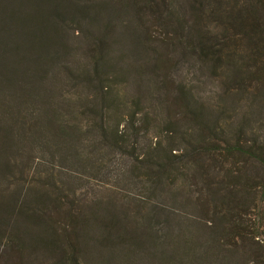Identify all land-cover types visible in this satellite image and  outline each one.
<instances>
[{
    "label": "trees",
    "instance_id": "obj_1",
    "mask_svg": "<svg viewBox=\"0 0 264 264\" xmlns=\"http://www.w3.org/2000/svg\"><path fill=\"white\" fill-rule=\"evenodd\" d=\"M81 1L0 0V264H264V136L251 127L264 116V0H111L130 26L149 17L168 43L226 58L215 108L173 93L182 111L169 124L193 126L182 151L155 139L129 156L148 129L138 111L126 124L105 81L107 4ZM68 31L83 45L65 42ZM236 108L241 127L219 131ZM113 158L125 165L117 193L139 192L126 206L86 190L111 176Z\"/></svg>",
    "mask_w": 264,
    "mask_h": 264
},
{
    "label": "rangeland",
    "instance_id": "obj_2",
    "mask_svg": "<svg viewBox=\"0 0 264 264\" xmlns=\"http://www.w3.org/2000/svg\"><path fill=\"white\" fill-rule=\"evenodd\" d=\"M100 1L107 4V7L106 9L102 8L97 15L99 18H108L112 15L110 14L111 11H109V6L113 8L114 3L111 0ZM78 2L82 3L81 0H78ZM16 5H21V0H19ZM186 14L187 13H184L183 15L185 16ZM112 18L113 21L111 22L112 26L109 33H102V38L106 43L109 45L113 43L111 48L108 49L107 55L104 56L107 64L110 66L105 81L115 90L117 95L119 94L120 97L116 95L119 100L122 99L124 101L122 106H118L117 113L120 117H124L126 124H129L130 113L138 111L142 118L140 123L144 122L143 125L145 127L147 126L148 129L146 134L138 139V144L134 142L126 143V156L133 153L134 150L140 155L149 154L151 150L150 146L152 145L151 142L155 139L160 141L161 149L166 151L169 147H174L181 152L184 148L183 140L180 138L181 133L182 131L189 133L193 126L185 122V120H181L175 125L169 124L173 116H178L179 112L182 111V108L179 107V103H174L173 96L179 90L186 92L190 89L194 98L201 104L215 108L218 98L217 95L223 89L220 83L222 82L221 73L223 66L226 65V58L222 57L223 59H221L220 64H211L204 56L197 54L193 55L190 49H183L177 43H168L166 40H163L165 39L163 32L158 28L154 29L153 25L148 22L150 19L149 17L143 18L142 26L138 24V22L136 25H131L132 29L130 26V19H127L126 15L117 18L112 15ZM185 20H188L187 15L185 16ZM144 25L148 27L149 31L153 28V33H151L150 36L146 35L147 32L143 28ZM204 27L206 28L207 26ZM92 28L94 29L95 27ZM201 28L203 27L201 26ZM97 29L99 28L96 26V30ZM185 30H187V28L183 31L184 35L188 32ZM146 37H148V39H146ZM64 40L74 46H81L83 42H85L83 39L79 41L78 37L72 36L69 31L65 33ZM159 40H163L164 42L162 43ZM76 59L78 60L80 57H76ZM121 67H123V71L119 73L118 70ZM129 68L140 73H132L128 71ZM117 74H119V76H117ZM234 87L235 83L234 85L228 86V89L233 91ZM88 91L89 90L86 91L88 95L93 93ZM135 96L143 97L142 101L137 102L134 100L133 98ZM242 98L244 99V97ZM244 101L246 100L244 99ZM248 106L249 99L245 103L242 111L247 110ZM236 110L238 111L235 112V114L234 111H229L230 114L218 117L217 125L219 131L222 132L223 130L229 135V133H234L241 127L238 125L239 117L237 115L239 113V116H241V109L236 108ZM253 118L255 123L251 127H253L255 133L262 138L264 136V116H262L263 119L261 120H259L260 117L258 118V116H253ZM111 123L113 125L115 121L112 120ZM167 130L172 131L169 134ZM240 136L242 139H248L246 135L240 134ZM219 139H222V136ZM218 145L219 146L215 147L219 151L222 144L219 142ZM130 165L131 164L126 160L127 170ZM124 166V163L120 160L118 161L116 158H113L109 163L108 170L111 176L100 175L93 180V187L89 188L91 190H88V188L86 190L91 193L98 191L106 199L112 200L116 198V201H122L124 206H126V204H129V198L132 197L131 194L139 192L135 188L133 189L130 187L129 189L131 190L127 192L126 187L128 186L126 185H124L126 192L124 195L117 193V190L114 189V187L118 185L116 184L118 178L117 174L123 172ZM211 170L212 169H209V173ZM213 171L214 170H212V173ZM144 172L145 169L140 168L135 174L142 175ZM112 185L114 186L112 187ZM117 194L125 197L126 201L122 197H119L120 195L117 196ZM156 202V199H152L150 204H156ZM260 203L262 206L263 202ZM262 214L264 215V212H262ZM140 264L151 263L149 260L145 259Z\"/></svg>",
    "mask_w": 264,
    "mask_h": 264
}]
</instances>
